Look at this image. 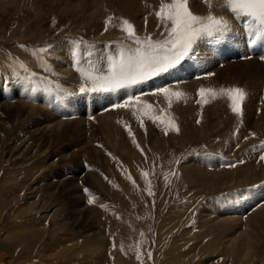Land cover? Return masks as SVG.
<instances>
[{
	"label": "rangeland",
	"instance_id": "1",
	"mask_svg": "<svg viewBox=\"0 0 264 264\" xmlns=\"http://www.w3.org/2000/svg\"><path fill=\"white\" fill-rule=\"evenodd\" d=\"M85 1L87 4L92 2ZM93 2L98 5L89 10V5H66L62 0H0V264H264V252L251 253L253 259L247 260L222 253L217 240L214 242V239H210L211 233H206L204 226L198 223L201 210L213 208V202L226 195L230 197L233 193L237 194L243 185L213 187L211 180L198 183V180L193 181L184 172L190 163L188 159H192V156H195L193 161H199L209 154L225 160L229 154L236 152L239 145L236 144L237 147L228 154L223 148L228 143V137H220V129L215 130L216 133L213 131L217 137L201 131V134H196L191 139H178L175 135L181 134L169 130L165 135V124L160 123V120L153 122V119L143 114L142 107L137 111L136 107L128 106L123 111V108L112 106L117 102L123 103L128 97L123 98V92L129 91L131 95H140L142 102L152 105L154 117L174 119L176 124L178 120L166 105L168 100L163 95L153 94L156 89L168 87L175 90L174 87L186 83V80L201 87L206 84L239 87L247 92L244 105L249 106L251 103L252 109L257 110L252 111V116L246 114L248 120H253L255 116L254 124L250 121L248 125L247 118L235 119L225 129L222 127L227 130L222 133L236 135L240 129L246 130L248 134L254 133L251 129H254L258 120L262 118L261 122H264V61L261 62L258 58H243L242 61L234 62L229 61V58L225 59L229 56V51L222 56L220 46L230 47V38L226 36L222 43L210 41L211 46L206 45L207 43L200 44L191 58L173 70L179 76H167L166 81L160 79L157 86L155 82L159 78L156 77L135 88L104 93L103 96L99 95L103 93H80L81 80L72 67L69 54L72 42L82 40L85 45L104 48L103 52L108 51L109 47L114 51L124 38V33L115 26L121 18L130 21L140 37L152 35L159 39L162 31L154 14L159 8L160 0L147 4L148 11L142 17V29L135 26L129 16L113 3L107 0ZM90 13H94L95 17L89 16ZM109 16L114 19L112 26L105 31V21ZM237 30H240L239 26ZM47 46H51V53L43 61L39 56L31 54L32 50ZM100 56L97 53L94 58L98 59ZM14 60L25 64L37 77H47L52 82V91H38L29 96L13 75L14 71L23 75L14 66ZM218 60L224 61L217 62ZM235 60H239V56ZM213 62L216 64L209 69V73H215L210 76L193 71L187 73V65L196 69L198 64L199 68L202 66L206 69ZM45 63L53 70L52 73L44 70ZM234 65L240 71L231 73L233 76L224 73ZM180 78L185 82L178 84L177 80ZM57 84L73 95L58 99L63 94L55 89ZM147 89L149 90L144 91ZM150 90L153 91L152 94ZM194 93L196 96L193 95L192 98L195 96L197 101L199 96L195 91ZM111 94H115L113 99L117 102L111 103L114 109L106 106L105 113L110 114L106 118L114 121L116 129L114 128L112 136L105 139L101 134L98 135L95 120L101 113L97 111H102ZM39 99L44 100L42 105L48 103L53 107L50 112L54 116L64 113L66 117V112L77 114L64 120L78 119L79 112L85 117L86 108L91 106L90 112L95 113L86 115V121H93L94 128L92 125H85L89 128H83L85 131L82 130V134L76 137L82 142L76 141L75 137L74 140H69L71 138L66 135L63 139L51 136L49 145V141L46 142L41 133L36 136L31 134L34 125L37 126L42 120H49L41 112L35 111L36 106L47 111V107L40 106ZM98 99L103 104L94 110ZM20 101L33 104L34 113L28 115L26 110L15 105V102ZM195 101L194 106L198 112L194 111L193 118L196 122L200 119L201 111ZM71 104H74L73 107ZM228 126L231 132L227 129ZM262 127L259 131L264 134ZM92 128L93 131L90 130ZM91 133H94L93 137ZM202 135L205 137L201 138ZM263 137L253 142L254 146L257 145L256 148H260L258 145L264 141ZM149 138L158 143L152 144ZM224 140L226 143L222 142ZM216 143L220 144L212 148L211 145ZM45 149H48L47 153L42 152ZM262 149L264 152V148ZM59 150L61 155L73 152L79 155L64 157L63 161L61 155L57 154ZM230 164L234 162L220 166L227 167ZM142 173L148 175L143 176ZM63 177L65 179L61 180ZM70 177L75 179L78 186L81 204L89 207L79 216L77 205L62 190ZM90 196L93 199L91 204L88 203ZM239 196L243 199L242 202L248 198L243 194V197ZM257 204L255 207H259ZM249 211L248 209L247 212ZM88 212L93 213L92 224ZM94 232L96 235H92ZM138 252L140 260H137ZM149 252L150 259L147 255Z\"/></svg>",
	"mask_w": 264,
	"mask_h": 264
},
{
	"label": "bare ground",
	"instance_id": "2",
	"mask_svg": "<svg viewBox=\"0 0 264 264\" xmlns=\"http://www.w3.org/2000/svg\"><path fill=\"white\" fill-rule=\"evenodd\" d=\"M88 1L93 2V0H88ZM107 1L116 5L123 13H126L129 16V18L134 22L135 26H140V28L142 29V27H143L142 17L144 16V13L146 11H148L147 10L148 9L147 4L151 3L153 0H107ZM157 1L158 0H154V3H156ZM92 2H90V4L89 3L87 4V2L85 0H62V3H65V4L66 3H75L77 6L89 5L90 6L89 10L92 9V7L94 5H96V6L98 5L94 2L93 3ZM66 5H68V4H66ZM191 7L193 8V9L191 8V10L195 14H199V15H206L207 12L209 11L207 6L204 5L201 2V0H191ZM87 9H88V7H87ZM212 11L216 15H224L226 18L231 19V16H230V14H228L227 11H221V10L216 9L215 7L212 9ZM90 15L93 18L94 13H90L89 16ZM233 25H234L233 32L228 35V37L230 38V47L229 48L224 47L223 45L220 46V51L222 52V56L225 52L229 51V56H231V57H234L236 55L241 54V55H243L242 56L243 58L246 56L252 57V58H250V60L257 58L252 54L249 55V53L254 54L255 52L258 51L259 48H263L264 42L257 41V43L252 45L251 47H246L244 42H243L245 39L244 31L241 29V26H240V30H237L238 25H236L234 23H233ZM151 31L152 30H149V32H151ZM206 45L211 46L210 42H208ZM207 48H208V46H207ZM95 50H96V54L98 53V56H100L102 53H104L103 52L104 48L100 49L99 46H97L95 48ZM197 51H198V48H197ZM235 51H237V53L233 54ZM258 59H260V58H258ZM246 64H247V62H246ZM197 70H200L198 65L196 66V69H194V73L197 72ZM238 70H239V67L237 65L236 66L234 65L233 68L226 69L224 71V73L225 74L226 73L227 74H231V73L234 74V73L238 72ZM245 71H247L246 67H245ZM187 73H190V70H188ZM174 75L179 76L178 73H173V71H171V73L164 74L161 78L157 77V78H159V80H156L155 85L157 86L160 84V79H162L163 81H166L167 76H168V78L169 77L173 78ZM241 76H240V78H241ZM175 78H177V77H175ZM225 79L226 78H224V80ZM209 80H210V78H209ZM228 80H230V79H228ZM209 83H211V82H209ZM221 85H219V84H217V85L206 84V85H202V86L204 88H214V89H219L222 87L226 88L225 86H221ZM198 86H200V85L197 83H194V82H190V80H189V81H186V83L181 84L180 86L178 85V86L173 88V89H175V91H180V92L186 94L185 97L181 98L180 100H176V98L173 97L171 107L169 108L173 111L176 119L178 120V122L176 123V126L178 127V129L179 128L181 129L178 131V133L181 134V136L176 134L175 137L178 139L179 138L180 139H191L192 136H194L196 134H198V135L201 134V131H203V132L205 131L207 134L209 133L210 136L213 137L214 136L213 131L215 132V130L218 131V129H220L221 132H219L220 133L219 136L223 137V139L225 137H228V143L223 147L226 149L227 153L230 152L231 150H234V148L237 147L236 144H238L239 146L236 149L235 153H233V154L228 153L230 156H227V158L225 160H224V158H219L217 156V154H216L217 157H215L212 154L211 155L209 154L207 156L205 155L206 157H201V159L199 161H193L194 160L193 158L195 156L194 157L192 156L191 158L193 160L188 159L190 163L188 162V160H186L189 163V166H187L184 169V172L186 175H188V177L190 176L193 181L198 180V183H206L207 180H211L213 182V187H216L218 185H221V186L225 185L224 187L233 186L236 184L243 185L237 194L233 193V195L230 197H228L226 195V197L224 196L223 198H220V199L216 200L215 202H213V205H214L213 208L201 210L200 213L198 214V223H199V225L204 226V228L207 230L206 233H211L210 239H214V242H215V239L217 240L219 248L221 249L222 253H230L236 257H239V258L242 257L246 260L251 259L252 258L251 253H263L264 252V160H260V156L262 154H264V152H263V149L261 147H260L261 149L259 147H258L259 148L258 149V148H256L257 145L254 146L255 144H253L254 141L263 137L262 135H264V134H262L259 130L261 129L264 122H261V120H263L262 118L258 120V123L254 127V129L253 128L251 129V131H253L254 133L248 134L245 132L246 130L244 131V130L240 129L236 135L234 133L223 134L222 132L227 131L224 129L228 123L230 124V122L234 121L235 119L239 120V119H246L247 118L246 120H248L247 115L250 114L252 116L253 115L252 111L255 108L252 109V107L250 106L251 103L249 106H246L243 103V105H242V116L237 117L229 108V101L227 100V98L218 96L216 99H212V100L210 99L209 102L207 104H205L203 107H201V105H199L200 106L199 109L201 111V112H199V114H201V116L199 119L200 123L198 124L197 122L194 121V118H193L194 111L196 113L198 112L196 107L194 106L196 94L195 93L193 94L194 91L196 93H198V90L201 88V86L200 87H198ZM123 93H125L124 97L121 96L123 98H125V96H127V95H131L129 91L128 92L125 91ZM193 95H195L194 99L192 98ZM114 97H115V94H111L108 97V101L106 103V105L110 106L111 108H113L112 104L117 102V101H115V99H113ZM249 97H250V94H249ZM163 98H164V96H163ZM118 99H120V98H118ZM213 100H214V102H213ZM123 101H125V100H123ZM247 101H248V99H247ZM15 103H16L15 105H17L19 108L26 110V114H28V115H30L34 111L33 110L34 109L33 104H29V103H25V102H21V101L19 103H17V102H15ZM42 103H44V100L39 99L40 106L41 107H43V106L47 107L46 109L48 112L46 110L44 111L43 109H41L38 106L35 107V111L37 110V111L41 112L40 114L45 115V117H48L49 120H42L38 124H36L37 126H35L33 124L35 128L33 129L32 132L31 131H29V132H31V134H33L34 136H36V134H38V133L39 134L41 133V135L46 138V142H48L50 140L51 136H53L54 138L62 137V139H63V137L65 135L67 138H71L69 140H74V137H75V140L77 141L79 139L76 137H79L78 135L82 134L81 133L82 130L85 131L86 127L89 128L88 126H90V125H92V127H93V124H94L93 121L92 122L86 121V118L84 117L82 112L78 113V114H80L78 119H75V120H67L66 119V120H64L68 116L72 115V117H75V116H77V114H73L71 112H66L65 114L68 116L65 117L64 113H59L57 111L59 114L54 116L50 112V111H53V107L48 103H46L44 105H42ZM96 104H98L97 107H96ZM101 104H103V101H101V99H98V101L94 104V107H95L94 110L99 109ZM73 105H72V107H73ZM106 105H104V106H106ZM166 105H168V103H166ZM252 105H253V103H252ZM257 106H259L258 103H257ZM88 108H90V110H89V112H87V114L90 113L91 106L87 107L86 109H88ZM124 108H123V111H124ZM86 109L84 108V111ZM166 109H167V107H166ZM97 113H99V112H97ZM40 114H38V115H40ZM114 114H113V116H115ZM117 114L119 115V113H117ZM256 114L257 113H255V115ZM107 115L110 116V114H108L107 112L106 113L104 112L102 115L100 113V116L97 115V120L94 119L95 121H97V124H98L97 128H96L97 129L96 131L99 133L98 135L101 134L100 136H103L105 139H106V137L112 136L113 132L115 131L114 130L115 124L113 123L114 121L108 119V117L106 118ZM262 117H264V116H262ZM250 118H252V117H250ZM254 118H255V116H253V120L252 119L248 120V125H249L250 121L251 122L253 121L252 123L254 124ZM237 122H239V121H237ZM252 123H250V124H252ZM85 125H88V126L85 127ZM236 125H237V123H236ZM230 127L232 128V125ZM230 127L229 128L226 127V128L229 129V131H230ZM83 128H85V129H83ZM93 128L90 130L93 131L94 130ZM232 129L234 130V127ZM33 135H32V137H33ZM91 135L93 137L94 133L93 134L91 133ZM257 136H258V138H251V137H257ZM84 137H86V136H84ZM204 137L202 135L201 138H204ZM207 137H209V136H207ZM149 139L151 141V138H149ZM193 140L195 142L197 141V140H195V138ZM80 141L81 140H79V142ZM190 141H192V140H190ZM198 141H200V140H198ZM151 142H152V144L158 143V141H151ZM222 142L224 143L225 140ZM48 144L50 145V141L48 142ZM54 144H56V143H54ZM217 144L219 145L220 143H216L214 145L212 144L211 145L212 148L216 147L215 145H217ZM88 145L89 144H87V146ZM258 146H260V145H258ZM214 150H217V149L215 148ZM47 151H48V149H45L42 152L47 153ZM215 153H217V152H215ZM57 154H60V150L58 151ZM64 155H61V157H62L61 159H63V161H65L64 159L66 157L78 156L79 153L73 152L72 154L70 153V154H67L65 156ZM13 157H14V155H13ZM240 161H243V163H240ZM233 162L235 164V167H233V168H230L229 166H227V167L220 166V165H226L227 163L229 164V163H233ZM83 163H84V161H83ZM83 163L81 162V164H83ZM209 167H210V169H209ZM62 179H65V177L61 178V180ZM61 182L63 183V181H61ZM218 182H219V184H218ZM62 188H63L62 190H64V192H67V195L69 196V198L72 201H74L75 205H77L76 211L78 212V216L80 215L81 212L86 211V209L89 208V207L86 208L84 206V204L82 205L80 202L79 198H81V197H79V195H78L79 189H78V186L75 182V179L71 178V179L67 180L66 185H63ZM242 194L244 195V197H246V196L248 197L245 202H242L243 199L240 198V196H239V195L242 196ZM229 195H231V194H229ZM257 203H259V204H257ZM255 204L259 205V207L256 206L257 207L256 208ZM248 209L250 211L252 209V211L247 212ZM88 214H89V212H88ZM92 215H93V213L89 214V216H88L91 219V224L94 221ZM94 224H96V223H94ZM96 233H97V231H96ZM96 233L92 234V235H96ZM212 245H214V244H212ZM218 245H216V246H218Z\"/></svg>",
	"mask_w": 264,
	"mask_h": 264
},
{
	"label": "snow or ice",
	"instance_id": "3",
	"mask_svg": "<svg viewBox=\"0 0 264 264\" xmlns=\"http://www.w3.org/2000/svg\"><path fill=\"white\" fill-rule=\"evenodd\" d=\"M207 6L209 11L206 15L195 14L191 10V0H160L159 8L155 11V17L158 21V27L162 28L159 33V39L152 35L140 37L136 33L134 25L127 19L121 18L115 25L124 33V38L119 41L115 50L104 52L98 59L94 58L96 50L94 46L85 45L80 41L72 42L69 54L72 60V67L80 77V93H113L121 89H132L138 85L144 84L156 77L170 73L182 65V62L191 58L197 48L202 43L215 42L222 43L226 36L233 32L232 20L224 15H216L212 11L215 7L221 11H227L232 19L240 24L245 33L244 44L251 47L257 41L264 42V0H201ZM113 17L109 16L105 21V31L112 26ZM24 48V46H21ZM108 47V46H106ZM27 51V49H25ZM51 53V46L32 50L31 54L39 56L43 61ZM250 59L251 57H244ZM264 60V56L260 57ZM16 68L23 72L14 71L13 75L21 83L29 96L38 91H52V82L47 77H37L31 72L25 64L14 60ZM44 70L52 73L53 70L45 63ZM207 75H212L208 73ZM40 85H48L42 88ZM57 92L62 93L58 99L64 96L73 95L67 93L58 84L55 85ZM144 93H141L143 95ZM163 95L168 100V106L171 107L172 98L180 100L185 97V93L172 90L168 87H160L153 93ZM199 99L196 101L201 107L209 102L210 99H216L218 96L226 97L229 101V108L237 116H242V105L246 99V92L239 87L229 88H204L198 90ZM133 106L137 111L143 109V114L153 122L160 120L165 124V135L168 131H179L174 119H161L154 117L151 109L152 105L142 102L140 95H128L123 103L114 104V108H124ZM135 114V113H134ZM198 124L200 120L196 121ZM141 127L143 121L141 120ZM131 135V132H129ZM135 144V140L133 139ZM137 147H139L137 145ZM264 148V141L260 144ZM264 160V154L260 156ZM243 163V161H240ZM235 167V164L228 165ZM147 176L148 173H142ZM131 179V177H128ZM85 192H88L85 189ZM152 193L149 191V195ZM88 203H93L91 196ZM148 258H151L149 252ZM141 256L137 253V260Z\"/></svg>",
	"mask_w": 264,
	"mask_h": 264
}]
</instances>
